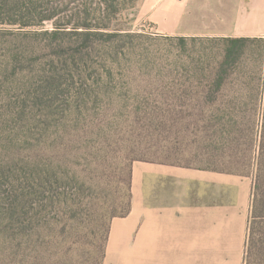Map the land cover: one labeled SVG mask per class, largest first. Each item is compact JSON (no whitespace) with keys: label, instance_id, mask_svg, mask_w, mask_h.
<instances>
[{"label":"rangeland","instance_id":"obj_1","mask_svg":"<svg viewBox=\"0 0 264 264\" xmlns=\"http://www.w3.org/2000/svg\"><path fill=\"white\" fill-rule=\"evenodd\" d=\"M141 1L88 38L76 14L95 22L120 0H27L0 25V264H102L109 233L149 231L151 166L222 168L217 123L248 109L200 99L223 44L151 31L136 22ZM260 39L224 95L262 89ZM254 173L237 176L246 233Z\"/></svg>","mask_w":264,"mask_h":264},{"label":"crops","instance_id":"obj_2","mask_svg":"<svg viewBox=\"0 0 264 264\" xmlns=\"http://www.w3.org/2000/svg\"><path fill=\"white\" fill-rule=\"evenodd\" d=\"M135 19L175 38H261L264 0H142ZM141 180L135 173L136 189ZM149 184V231L109 233L102 264H244L237 176L153 165Z\"/></svg>","mask_w":264,"mask_h":264},{"label":"trees","instance_id":"obj_3","mask_svg":"<svg viewBox=\"0 0 264 264\" xmlns=\"http://www.w3.org/2000/svg\"><path fill=\"white\" fill-rule=\"evenodd\" d=\"M135 1L120 0L116 6H108L107 11L103 15H99L97 18L95 17V22L91 21L92 18H88V13H78L75 16L77 24L67 25H71L74 29L73 33L86 38L90 36L89 33L105 35L98 31L109 27L111 21L122 11L133 9L135 7ZM23 3H27V0H0V25H15L18 17H22L23 15L20 11V6ZM92 29H95L96 32H91ZM177 39L183 42L187 38ZM256 40L261 39H220L223 44L221 59L215 65L212 78L205 84V91L200 97L207 109L214 107L222 108L219 104L224 101L227 102H224L226 105L223 108H248L243 111L229 113L225 116L227 119L224 120L225 117H223L217 123L221 128L216 129L214 137L223 139L221 140L222 143L225 142L223 143L225 153H222V159L220 160V163H223L222 168L201 169L227 175L249 177L253 165L255 166L253 198L247 228L245 264H264V85L260 84L262 89L254 94L242 92L224 95L225 93H222V89L228 85L231 76H234L236 72L242 70V59L246 49L249 44ZM259 111L261 112L260 134L258 136L259 145L257 154L254 157L253 152L257 139L256 128L259 124L257 113ZM207 127L212 128L209 123ZM208 129H205V131ZM244 132L248 133V137L244 138L247 135L243 134Z\"/></svg>","mask_w":264,"mask_h":264}]
</instances>
